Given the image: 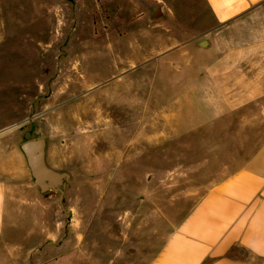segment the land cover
I'll return each instance as SVG.
<instances>
[{"label": "rangeland", "instance_id": "obj_1", "mask_svg": "<svg viewBox=\"0 0 264 264\" xmlns=\"http://www.w3.org/2000/svg\"><path fill=\"white\" fill-rule=\"evenodd\" d=\"M159 7L164 14L152 18ZM262 17L219 34L203 0H0V138L18 146L46 138L47 163L71 177L63 205L56 192L44 195L71 232L56 260L150 261L255 148L264 98L228 96L264 92V52L245 50L261 44ZM245 72L258 82H238ZM20 164L0 156L17 199L0 264H49L41 256L52 246L41 240L52 207Z\"/></svg>", "mask_w": 264, "mask_h": 264}, {"label": "crops", "instance_id": "obj_2", "mask_svg": "<svg viewBox=\"0 0 264 264\" xmlns=\"http://www.w3.org/2000/svg\"><path fill=\"white\" fill-rule=\"evenodd\" d=\"M203 1L219 34L227 26L231 31L237 30L243 20L248 21L250 16L256 15L258 11L264 15V0ZM251 30L254 32L253 28ZM260 38L261 44H251V48L245 47V50L261 51L263 54L264 17ZM216 50L223 51L221 46ZM246 62L249 61L246 59L244 63ZM238 63L235 62V67H239L236 65ZM250 73L245 72L244 76L237 79L238 82H244L246 85L258 82L252 79ZM229 94V99L237 100L243 98L241 94H244L246 99L259 96L264 98V92L258 90L236 91L234 94L230 91ZM218 98L220 100L221 96ZM16 148L19 149L20 146L12 141L11 136L0 138V156L17 155L23 171L21 172L33 180L24 153L20 154ZM238 163L226 170L225 174L218 178V182L208 188L186 215L170 228L158 251L144 264H264V133L255 148ZM8 175L5 172L4 178L0 177V236H3L6 230L8 206L13 199L17 201L16 198L11 199L16 189L10 184L14 177L9 178ZM33 184L35 185L34 181ZM41 194L40 192V197L47 199L46 203L52 207L50 218L53 224L52 231L41 240L47 243L48 247L52 246V251L44 248L46 253L41 256V260L49 264H93L91 255H84L83 259L80 258L82 255H65L63 260H56V255L61 253L62 245L65 244H62V240L71 232H66L52 199ZM75 227L76 224L73 225V228ZM71 247L69 243L66 249L70 250ZM55 252L57 254L53 255ZM76 258L79 262H76Z\"/></svg>", "mask_w": 264, "mask_h": 264}, {"label": "water", "instance_id": "obj_3", "mask_svg": "<svg viewBox=\"0 0 264 264\" xmlns=\"http://www.w3.org/2000/svg\"><path fill=\"white\" fill-rule=\"evenodd\" d=\"M164 14L161 7L156 9L152 18H158ZM208 41L203 40L200 45L206 46ZM20 148L26 157L33 181L42 194L56 192L59 195V203L63 205L64 194L70 182V174L64 170L53 168L47 163V141L44 137L28 139L20 144Z\"/></svg>", "mask_w": 264, "mask_h": 264}]
</instances>
